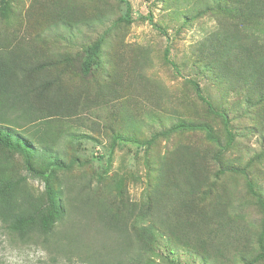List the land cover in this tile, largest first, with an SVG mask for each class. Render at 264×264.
Returning a JSON list of instances; mask_svg holds the SVG:
<instances>
[{
  "label": "rangeland",
  "instance_id": "374dc122",
  "mask_svg": "<svg viewBox=\"0 0 264 264\" xmlns=\"http://www.w3.org/2000/svg\"><path fill=\"white\" fill-rule=\"evenodd\" d=\"M8 1L9 16L0 17V57L18 72L23 89L18 82L10 89L0 78V114L35 148L38 171L51 161L75 165L53 175L65 209L53 234L31 232L22 240L0 225V264H134L141 253V264L255 259L264 211L248 178L220 171L245 169L264 198V98L216 75L208 43L236 27L264 42L262 18H237L235 10L251 0ZM125 1L132 23L122 21ZM96 43L100 53L86 75ZM167 49L179 72L166 60ZM190 81L227 115V124ZM18 91L34 92L31 103L12 101ZM29 104L35 107L25 120L21 109ZM181 123L208 124L223 146L228 131L235 141L218 162L220 147L205 131L147 144ZM115 136L140 145L112 151ZM0 166L22 182L19 201L45 200V183L27 171L23 155L0 148Z\"/></svg>",
  "mask_w": 264,
  "mask_h": 264
},
{
  "label": "trees",
  "instance_id": "16d2710c",
  "mask_svg": "<svg viewBox=\"0 0 264 264\" xmlns=\"http://www.w3.org/2000/svg\"><path fill=\"white\" fill-rule=\"evenodd\" d=\"M235 11L238 12L237 18L239 19L240 17V19H245L246 22L251 21L250 17L251 19L258 17L264 20V0H251L246 8L243 9L240 7ZM9 12V1L0 0V17L7 18V16H9ZM122 21L132 23L131 6L128 2L127 14ZM239 33L242 34L243 31H240L238 27H236V30L233 32L230 30H222L221 32L214 34V36L208 40L209 45L212 47L211 56L215 59L214 62L211 63L212 67L210 68H213L217 73L216 75L219 77H222L224 80H229L230 85L232 86H240V88L241 86H248V91L251 97L264 98V42L260 41L259 38L252 34L239 35ZM100 49L101 43H96L88 52V57L84 63V73L86 75L89 73L92 64L96 61L100 53ZM165 57L175 70H177L175 63L169 59V49L166 50ZM12 69L13 66L8 61L0 57V78L3 79L5 85H8V87L12 89V86L18 82V86H21V89H23V82L18 79V72H15ZM190 84L194 86L199 99L207 105L209 111L216 116L222 117L227 124V115L225 113H219L215 110L212 103L203 95L199 84L195 81H190ZM32 94L35 93L30 91H27L26 93L18 91L17 93L11 94V99L12 101H19L20 105L21 102L31 103V101L28 102V100ZM5 107L6 110L9 109V107ZM33 107H35V104H29V107L26 109H21V112L23 113L21 116H23L25 120H28L32 116V114L29 115V110ZM6 121L7 120L6 118L4 119L3 113H1L0 148L11 153H19L24 156L27 171L44 181L46 195L45 200L41 199L36 202H32L31 199H24L19 201L17 199L16 192L22 182L14 181L7 177L2 173L3 167L0 166V225L5 230L16 235L22 240L26 239L28 233L31 232H38L43 238H48L53 234L56 225L61 223L65 216L63 200L61 196L59 197L58 192H56L52 185L53 175L57 171L70 169L73 165H75V162L69 165H64L62 163L51 161L45 171H38L32 163V154L35 151V148L28 144L26 139H23L16 134L13 129L7 127L6 124L8 122ZM195 130L205 131L208 138L219 145L220 151L215 158L217 162L235 141L233 134L228 131L229 139L227 144L223 146L220 144L213 129L208 124L181 123L166 132L155 135L153 139L147 141V144L150 146L153 145L161 136H167L181 131ZM121 144L140 145L136 141L128 140L121 136H115L111 143V150H115V148ZM220 172L223 175H243L248 178L247 186L249 191L264 211V198L257 192L254 183L251 179H249L248 173L245 169L231 167L223 169ZM106 210H108V208H106ZM118 210H120V208H118ZM116 212L118 211H114L113 208L110 211V213L115 216ZM144 232L148 236L152 235L151 230H145ZM144 232L141 230L139 234H143ZM259 248L260 254L255 259L249 261L248 264H257L264 261V222L263 229L259 237ZM142 257L143 255L141 253L138 255L137 259L132 258L131 263L141 264Z\"/></svg>",
  "mask_w": 264,
  "mask_h": 264
}]
</instances>
